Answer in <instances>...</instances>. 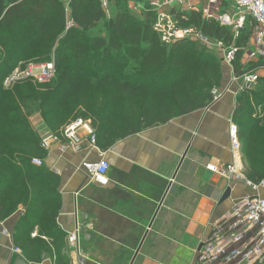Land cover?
Returning a JSON list of instances; mask_svg holds the SVG:
<instances>
[{
    "label": "trees",
    "instance_id": "1",
    "mask_svg": "<svg viewBox=\"0 0 264 264\" xmlns=\"http://www.w3.org/2000/svg\"><path fill=\"white\" fill-rule=\"evenodd\" d=\"M144 3L138 15L131 3ZM0 0V218L23 206L12 240L27 262L50 258L70 264L66 233L57 217L61 208L60 177L44 163L47 151L30 121L39 113L52 133L76 117L89 119L101 149L148 127L209 106L211 89L221 87L224 64L208 46L178 39L166 44L153 29L156 18L148 0ZM182 26H195L212 38L233 41L230 28L206 20L200 11L177 12ZM104 33H94L100 26ZM248 18L235 43L234 63L250 45ZM54 60L47 83L2 80L18 63ZM254 66L256 64H253ZM255 106V107H254ZM264 76L252 90L236 95L232 120L239 126L245 176L264 178ZM38 235L32 237L33 227ZM19 257V256H18ZM17 258V257H16ZM15 260V259H14Z\"/></svg>",
    "mask_w": 264,
    "mask_h": 264
},
{
    "label": "crops",
    "instance_id": "2",
    "mask_svg": "<svg viewBox=\"0 0 264 264\" xmlns=\"http://www.w3.org/2000/svg\"><path fill=\"white\" fill-rule=\"evenodd\" d=\"M228 84L229 90L213 104L128 135L106 149L83 144L61 151L58 143L50 146L43 163L60 177L57 222L66 236L79 225L80 248L88 258L98 264H129L132 259L133 264H196L197 250L213 222L242 197H264V187L255 191L245 181L244 158L245 179H228L205 167L234 159L228 126L237 84L226 67L221 87ZM30 120L40 137L50 132L39 113ZM102 154L109 163L105 185L91 181L86 167ZM227 188L230 194L222 200ZM23 211L19 205L0 218V264H12L21 255L12 230ZM34 230L38 235L37 226ZM28 263L53 264L50 258Z\"/></svg>",
    "mask_w": 264,
    "mask_h": 264
},
{
    "label": "built area",
    "instance_id": "3",
    "mask_svg": "<svg viewBox=\"0 0 264 264\" xmlns=\"http://www.w3.org/2000/svg\"><path fill=\"white\" fill-rule=\"evenodd\" d=\"M63 1L67 6L68 0ZM100 1L101 6L107 9L108 0ZM144 5L141 2H132L130 6L132 12L138 15L143 11ZM148 5L156 14L153 29L162 42L170 44L183 38L200 42L221 56L223 64L231 72V82L237 84L236 94L255 88L258 79L264 73V0H148ZM190 11H200L204 19L214 20L220 26L230 28L233 41L226 43L222 39L209 37L195 26L180 25L175 14ZM248 18L252 21L250 45L245 48L241 58L243 65L241 72L235 75L234 63L241 49L235 43V39ZM54 74V60L29 61L9 74L4 80V86L10 87L16 80L25 78L32 79L36 83H47ZM228 90L229 84L225 87H213L209 105L221 99ZM228 135L233 161L223 165L209 162L205 167L228 179L232 177L245 179L242 173L243 154L239 127L232 119L229 121ZM54 143H58L61 151L67 148L78 150L83 144L98 147L91 122L83 117L71 119L61 127L58 134L49 132L41 136V146L47 152ZM32 162L42 165L44 160L33 158ZM86 167L91 181L101 185L109 181L107 175L109 163L103 154L97 162L88 163ZM245 181L255 191L264 187V178L258 182L247 178ZM79 233L80 227L77 225L66 236V240L70 247L77 249L76 256L82 254L87 257L81 251ZM31 235L34 237L37 232L34 230ZM15 250L21 253L19 248ZM196 264H264V197H242L233 204L226 215L213 222L210 233L197 250Z\"/></svg>",
    "mask_w": 264,
    "mask_h": 264
},
{
    "label": "rangeland",
    "instance_id": "4",
    "mask_svg": "<svg viewBox=\"0 0 264 264\" xmlns=\"http://www.w3.org/2000/svg\"><path fill=\"white\" fill-rule=\"evenodd\" d=\"M113 11H114V9L110 6L109 8H107L106 9V14L108 15V16H111L112 14H113ZM104 33L105 31H104V29H103V26L102 25H100L95 31H94V33ZM217 53V52H216ZM219 55V54H218ZM220 56V55H219ZM221 57V56H220ZM22 64L23 63H18L16 66H14L8 73H6L5 74V76H4V78H3V80H2V84H3V86H4V80H5V78L9 75V74H11L16 68H19V67H21L22 66ZM224 69H226V66L224 65ZM262 76H264V73H263V75ZM4 87H6V86H4ZM11 87V86H10ZM6 88H8V87H6ZM255 107V106H254ZM255 111H256V113H258L259 115H261V114H263L264 113V110H262V108L260 107V106H256V108H255ZM31 121V120H30ZM234 121V120H233ZM235 122V121H234ZM236 123V122H235ZM237 124V123H236ZM238 125V124H237ZM239 127V126H238ZM69 249V255L71 256V258L73 257V261H74V259H75V264H76V254H77V249H75V248H68ZM81 251L83 252V249L81 248ZM72 260V259H71Z\"/></svg>",
    "mask_w": 264,
    "mask_h": 264
},
{
    "label": "water",
    "instance_id": "5",
    "mask_svg": "<svg viewBox=\"0 0 264 264\" xmlns=\"http://www.w3.org/2000/svg\"><path fill=\"white\" fill-rule=\"evenodd\" d=\"M229 194H230V188H227L226 191L224 192V194L222 195V200L226 199L229 196ZM200 246H201V244H200ZM133 260L134 259H132V261L129 264H133ZM76 262H77V264H97L95 261H93L90 258L85 257L82 254H78L76 256ZM12 264H29V263L25 259H23L22 257L19 256V257L15 258V260L12 262Z\"/></svg>",
    "mask_w": 264,
    "mask_h": 264
}]
</instances>
